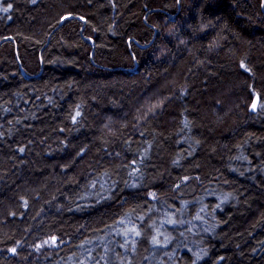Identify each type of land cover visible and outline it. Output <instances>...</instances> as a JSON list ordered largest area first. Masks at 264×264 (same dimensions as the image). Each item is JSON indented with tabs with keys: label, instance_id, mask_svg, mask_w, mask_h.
<instances>
[{
	"label": "trees",
	"instance_id": "obj_1",
	"mask_svg": "<svg viewBox=\"0 0 264 264\" xmlns=\"http://www.w3.org/2000/svg\"><path fill=\"white\" fill-rule=\"evenodd\" d=\"M0 264H264V0H0Z\"/></svg>",
	"mask_w": 264,
	"mask_h": 264
},
{
	"label": "rangeland",
	"instance_id": "obj_2",
	"mask_svg": "<svg viewBox=\"0 0 264 264\" xmlns=\"http://www.w3.org/2000/svg\"><path fill=\"white\" fill-rule=\"evenodd\" d=\"M157 230H160V229H157ZM158 235V232L157 231H155L154 233H153V237H154V239H152L153 240V242H155L156 240H155V237Z\"/></svg>",
	"mask_w": 264,
	"mask_h": 264
},
{
	"label": "snow or ice",
	"instance_id": "obj_3",
	"mask_svg": "<svg viewBox=\"0 0 264 264\" xmlns=\"http://www.w3.org/2000/svg\"><path fill=\"white\" fill-rule=\"evenodd\" d=\"M5 11H7L8 9H4Z\"/></svg>",
	"mask_w": 264,
	"mask_h": 264
}]
</instances>
